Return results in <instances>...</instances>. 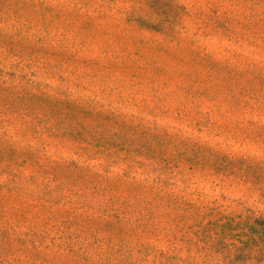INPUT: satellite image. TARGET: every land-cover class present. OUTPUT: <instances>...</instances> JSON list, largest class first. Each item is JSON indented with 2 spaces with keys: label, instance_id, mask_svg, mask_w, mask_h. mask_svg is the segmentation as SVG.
Masks as SVG:
<instances>
[{
  "label": "rangeland",
  "instance_id": "374dc122",
  "mask_svg": "<svg viewBox=\"0 0 264 264\" xmlns=\"http://www.w3.org/2000/svg\"><path fill=\"white\" fill-rule=\"evenodd\" d=\"M0 264H264V0H0Z\"/></svg>",
  "mask_w": 264,
  "mask_h": 264
}]
</instances>
